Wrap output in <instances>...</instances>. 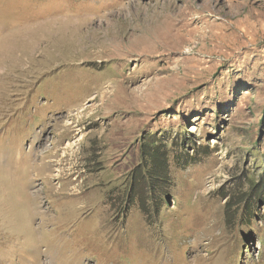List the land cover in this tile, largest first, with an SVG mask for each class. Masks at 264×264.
<instances>
[{
  "label": "rangeland",
  "instance_id": "rangeland-1",
  "mask_svg": "<svg viewBox=\"0 0 264 264\" xmlns=\"http://www.w3.org/2000/svg\"><path fill=\"white\" fill-rule=\"evenodd\" d=\"M262 182L264 0H0V264H264Z\"/></svg>",
  "mask_w": 264,
  "mask_h": 264
},
{
  "label": "trees",
  "instance_id": "trees-1",
  "mask_svg": "<svg viewBox=\"0 0 264 264\" xmlns=\"http://www.w3.org/2000/svg\"><path fill=\"white\" fill-rule=\"evenodd\" d=\"M168 147L157 141H149L147 145L142 146L141 163L136 166L129 174L128 182V200L138 203L139 208L143 212H147L145 207L146 198L155 201L159 197L158 203L162 204L166 195V190L172 185L168 166ZM259 189L264 188V182L256 185ZM144 193L143 195H140ZM136 196V197H135ZM135 197V198H134ZM155 203V202H154ZM157 208L159 209V205ZM160 210V209H159ZM246 217L250 222L253 214L250 208L243 211L242 221Z\"/></svg>",
  "mask_w": 264,
  "mask_h": 264
}]
</instances>
